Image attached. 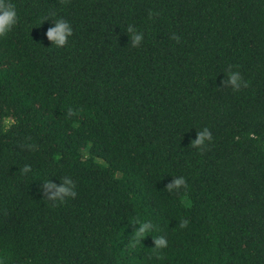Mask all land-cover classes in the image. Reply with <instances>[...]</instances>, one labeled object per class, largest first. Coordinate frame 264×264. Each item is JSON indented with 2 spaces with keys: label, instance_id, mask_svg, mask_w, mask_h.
Returning <instances> with one entry per match:
<instances>
[{
  "label": "trees",
  "instance_id": "16d2710c",
  "mask_svg": "<svg viewBox=\"0 0 264 264\" xmlns=\"http://www.w3.org/2000/svg\"><path fill=\"white\" fill-rule=\"evenodd\" d=\"M11 2L0 264H264V0ZM65 178L76 195L53 200Z\"/></svg>",
  "mask_w": 264,
  "mask_h": 264
},
{
  "label": "clouds",
  "instance_id": "9594fccd",
  "mask_svg": "<svg viewBox=\"0 0 264 264\" xmlns=\"http://www.w3.org/2000/svg\"><path fill=\"white\" fill-rule=\"evenodd\" d=\"M18 20V14L15 5L11 0H0V37L6 36L11 29L15 26ZM52 27H50L46 36L52 42V45L57 47L65 46L67 44L68 38L72 35L73 29L69 21L60 17L53 21ZM127 31L131 33V42L132 45L139 46L143 41V33L135 30L133 26L129 25ZM241 77L238 71H233L228 73L226 83L233 87V89H238L240 86ZM71 113V109H69ZM13 123L10 117H6L2 121V125L5 130ZM212 139L211 132L204 128L202 131L197 132V137L194 139V146L205 145L207 141ZM186 183L183 176L173 178L169 183V188L175 187L179 188L180 186ZM50 188H53L54 191L50 193V197L53 200L62 199L64 196H75L74 184L70 178H65L61 184H56L52 182L48 185ZM152 225L150 222H143L140 224V227L135 232V239L133 240V246L136 243H139L142 237L151 229ZM166 239L161 236L154 240V245L156 247L166 246Z\"/></svg>",
  "mask_w": 264,
  "mask_h": 264
}]
</instances>
